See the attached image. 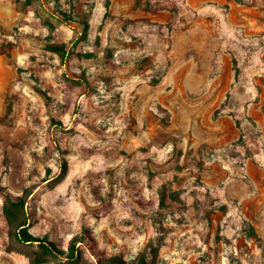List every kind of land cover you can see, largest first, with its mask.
Wrapping results in <instances>:
<instances>
[{"label":"rangeland","instance_id":"rangeland-1","mask_svg":"<svg viewBox=\"0 0 264 264\" xmlns=\"http://www.w3.org/2000/svg\"><path fill=\"white\" fill-rule=\"evenodd\" d=\"M193 3L0 0V264H69L5 196L75 264H264V0Z\"/></svg>","mask_w":264,"mask_h":264},{"label":"trees","instance_id":"trees-1","mask_svg":"<svg viewBox=\"0 0 264 264\" xmlns=\"http://www.w3.org/2000/svg\"><path fill=\"white\" fill-rule=\"evenodd\" d=\"M148 3L150 4V6H148L150 11L167 10L171 13L172 19L169 24V29H171L176 21H178V18L181 15H184V13H192L193 18L197 16L196 12L187 7L185 0H148ZM80 78L82 81H85L84 76H81ZM163 122L165 124L168 123L167 116L163 118ZM4 201V211L12 229L10 230V234L16 242L28 245L36 244L44 254L56 258H63L69 264H75L84 259V250L77 246L78 243H81L84 245L89 255L100 263V260L103 257L102 252L90 236H87L85 233H83L79 240L78 238L72 240L67 251L61 250L57 248L52 242L44 238L36 237L28 231L27 218L23 213V203L21 202V199L13 201L12 198L5 196ZM13 209L17 210L18 212ZM13 211L21 215V217H16L15 223H13ZM155 252L156 245L154 243H149L146 247V250L140 255L138 264L151 263ZM105 263L125 264L122 259L116 257L109 258L105 261Z\"/></svg>","mask_w":264,"mask_h":264},{"label":"crops","instance_id":"crops-1","mask_svg":"<svg viewBox=\"0 0 264 264\" xmlns=\"http://www.w3.org/2000/svg\"><path fill=\"white\" fill-rule=\"evenodd\" d=\"M185 2H186V5L189 9H191L192 11H195V12L198 11L199 8H197V6L193 3V0H185ZM145 16L146 15H144L143 17H145ZM147 17L149 18V20L151 22L168 23L171 21L172 15L167 10H161V11L148 12ZM203 21H205V20L202 18H197L191 25H189V27L185 31L186 32L189 31L195 25L196 22L202 23ZM205 25H210V22L209 21L206 22ZM205 37H207V36H201L199 39L203 40ZM209 37H210V35H209Z\"/></svg>","mask_w":264,"mask_h":264}]
</instances>
